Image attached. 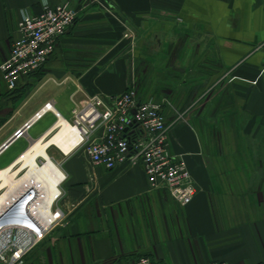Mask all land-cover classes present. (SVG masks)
<instances>
[{
  "label": "crops",
  "instance_id": "obj_1",
  "mask_svg": "<svg viewBox=\"0 0 264 264\" xmlns=\"http://www.w3.org/2000/svg\"><path fill=\"white\" fill-rule=\"evenodd\" d=\"M65 1L76 17L45 64L14 88L0 72V146L13 136L0 171L44 168L40 154L18 161L41 142L65 172L56 200L64 217L22 264H120L140 254L156 264H264V0H0V62L21 10ZM129 85L162 101L170 149L195 185L185 204L150 187L140 162L93 164L66 142L65 125L57 132V115L70 120L86 94ZM47 101L53 109L42 110Z\"/></svg>",
  "mask_w": 264,
  "mask_h": 264
},
{
  "label": "built area",
  "instance_id": "obj_2",
  "mask_svg": "<svg viewBox=\"0 0 264 264\" xmlns=\"http://www.w3.org/2000/svg\"><path fill=\"white\" fill-rule=\"evenodd\" d=\"M75 17L76 9L67 1L44 2L36 13L20 11L9 53L0 62V72L8 88H14L20 76L45 64L56 40ZM161 104V100L151 96L140 97L133 85L119 93L93 92L86 94L81 102H74L70 120L57 115L56 126L67 120L75 128L77 138L72 147L82 145L91 163L113 168L124 162H140L150 187H165L176 202L185 204L192 198L195 185L183 158L170 149V124L164 118ZM46 108H52L51 102L47 101L42 110ZM40 113L36 112V116ZM61 171L59 190L46 204L45 218L35 209L41 192L28 185L11 190L0 200V264H22L26 253L63 219V212L56 204L60 183L65 178L64 170ZM120 264L156 262L151 256L140 254ZM204 264L236 263L209 260Z\"/></svg>",
  "mask_w": 264,
  "mask_h": 264
},
{
  "label": "bare ground",
  "instance_id": "obj_3",
  "mask_svg": "<svg viewBox=\"0 0 264 264\" xmlns=\"http://www.w3.org/2000/svg\"><path fill=\"white\" fill-rule=\"evenodd\" d=\"M58 125L59 128L57 132L60 130L62 125H65V127L72 133V135L66 137L65 140L67 143L73 144L77 138L75 128L72 127L66 120H62L61 124ZM42 144L43 143L39 142L31 145L19 157L18 161H30L34 155L40 154L41 156H44V159H47H45L46 164L44 168L31 164V166L27 167L25 174H20L18 176L14 174L13 170L4 169L0 171V189H3V191H0V200L11 190H18L28 185L34 188V191L41 192L42 196L39 198L40 201H38V205H36L35 209L40 217L45 218L47 205L53 200L59 190L58 184L55 182L60 176L61 169L55 164V162H53L46 151L42 150V153L40 152L39 149L42 147ZM42 160L43 159L39 158L38 162L41 163ZM44 193H46V195Z\"/></svg>",
  "mask_w": 264,
  "mask_h": 264
},
{
  "label": "rangeland",
  "instance_id": "obj_4",
  "mask_svg": "<svg viewBox=\"0 0 264 264\" xmlns=\"http://www.w3.org/2000/svg\"><path fill=\"white\" fill-rule=\"evenodd\" d=\"M126 29H127L126 31L131 32L130 29H128V28H126ZM131 33H132V32H131ZM145 86H146V82H145V80H143L142 83L140 84V87H137V89L139 88L141 94H144L145 89H146ZM207 93H209V92H207ZM56 129H57V127L54 128V131H55ZM46 151H47V150H46ZM47 152H48V151H47ZM48 154H49V152H48ZM49 155H50V154H49ZM17 164L19 165V163H17ZM17 164H16V165H17ZM16 165H15V166H16ZM18 165H17V166H18ZM17 166H16V167H17ZM23 173H24V169L22 168V169L17 173V176L20 175V174L22 175ZM59 180H60V179H57L55 183L58 184V181H59ZM2 190H3V189H0V191H2ZM44 194L46 195V193H44Z\"/></svg>",
  "mask_w": 264,
  "mask_h": 264
},
{
  "label": "water",
  "instance_id": "obj_5",
  "mask_svg": "<svg viewBox=\"0 0 264 264\" xmlns=\"http://www.w3.org/2000/svg\"><path fill=\"white\" fill-rule=\"evenodd\" d=\"M29 124V122H26L25 123V126H27ZM24 126V127H25ZM24 127H21V128H18L15 133H14V136L18 135L19 133H21L24 129ZM13 136H11L10 138H8V140L6 142H4L1 146H0V149H2L11 139H12Z\"/></svg>",
  "mask_w": 264,
  "mask_h": 264
}]
</instances>
